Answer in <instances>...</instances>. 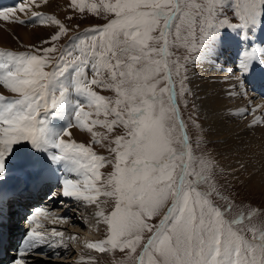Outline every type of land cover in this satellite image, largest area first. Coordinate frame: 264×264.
Masks as SVG:
<instances>
[{
    "label": "snow or ice",
    "instance_id": "snow-or-ice-1",
    "mask_svg": "<svg viewBox=\"0 0 264 264\" xmlns=\"http://www.w3.org/2000/svg\"><path fill=\"white\" fill-rule=\"evenodd\" d=\"M47 2L18 0L0 8L5 22L25 24L20 15H27L54 28L40 45L0 50V86L12 94L0 93V264H33L34 256L46 255L42 246H60L51 238L62 232L53 228L46 237L38 230L37 217L52 214L44 207L26 217L21 241L13 243L5 231L15 193L50 176L58 177V191L49 199L95 205L106 235L88 243L90 250L119 251L130 264H264V225L252 223L264 210L238 200L226 178L218 179L222 170L217 173L211 155L196 153L202 141L194 148L190 126L200 127L194 99L187 120L182 111L196 96L190 73L206 63H227L233 45L240 50L224 82L243 87L244 96L264 88V42L257 39L264 0H71L80 14L103 16L106 23L69 37L66 45L59 41L72 29L34 10ZM65 117L63 127L51 125L52 118ZM261 123L264 115L250 126ZM72 127L91 133L111 158L91 144L64 139ZM11 179L17 184L6 188ZM101 196L112 202L107 213Z\"/></svg>",
    "mask_w": 264,
    "mask_h": 264
},
{
    "label": "bare ground",
    "instance_id": "bare-ground-1",
    "mask_svg": "<svg viewBox=\"0 0 264 264\" xmlns=\"http://www.w3.org/2000/svg\"><path fill=\"white\" fill-rule=\"evenodd\" d=\"M16 4V0H0V7L3 8ZM50 9L51 11L53 10L52 8ZM20 33L23 38H28L27 31H21ZM261 35L263 36V32H260L257 38L261 37V41L264 42V37L262 38ZM2 37H5V35L0 34L1 39H3ZM239 50V45H233L227 63L221 59L220 62L215 65L212 63H206L202 66H197L190 74V81L194 93L196 94L195 97L198 113L202 117V123L207 130L206 133L209 137V141L217 142V145L214 148L218 153L216 156L218 158L217 160L226 162L228 168L234 166L235 168L238 167L241 171L248 172L253 178H256L260 184L263 183L264 185V123L250 126L254 118L261 117L259 114L264 115V107L252 112L250 116L247 115V118L244 117V122L240 121L242 116L234 115L243 109H248V114L255 109L252 97L256 98V106L264 105V88L258 87L256 92L249 91L248 95L244 96L242 95L243 87H237L235 89L231 88L230 85L234 83V81L230 78L227 83L224 82L225 78L229 77V71L226 69H229L232 66L233 61L239 54ZM3 90V87L0 86V92ZM230 91L233 93L231 96L228 95ZM5 94L9 93L6 92ZM233 108H235L233 111H229ZM67 119L68 117L63 119V125L67 123ZM58 122H60L59 118L51 119V125L55 128L61 127L62 124ZM57 123L58 125L60 124L59 127ZM69 131L71 136H65L64 139L66 140L71 137H73V139L75 137L78 138L79 135H82V130L78 127H72ZM83 133L88 136L90 134L87 131H83ZM231 169H233V167ZM72 178L75 177L73 176ZM57 179V176H50L48 179V181H52L50 182L52 190L49 193H47L45 189V184H48L46 183L47 181L42 182L37 189L31 188L28 191H23L21 186V188L15 193V198H21L22 196L33 193L31 196L33 203L29 204L27 201L23 203L30 212L21 216L23 219L22 221H25L26 217H28L35 208L44 207L49 213H51V211L54 213L49 216V221L46 222L47 227L59 229L66 226L68 229V234L66 235L63 245H61L60 240L62 237H52V242L55 245L60 246L47 247L45 249V244L40 251L44 252L46 255L44 257L34 256L33 263L37 264V262H39V264H42L40 261L42 258L48 263L51 262V264H73V262L74 264H94V259L99 258L104 253L90 250L86 245L90 242L103 239L101 238V232L99 231L98 233L97 230H101L105 225L103 223H97V217L95 216L97 209L95 205L85 206L80 202L69 200L68 198L57 197L56 199H49L51 193L58 191ZM14 180L15 179L9 180L5 187L13 188L16 185L13 183ZM105 200V197L101 196L99 198L101 208L103 209V203ZM59 203L60 205L65 206H62L63 209L59 208L58 212H55V206ZM77 205H80V210ZM69 206H72L73 208L69 209ZM66 209H68L67 214L65 213ZM60 216H67L70 219L62 221L58 219ZM37 219L38 221L42 220L41 216L37 217ZM73 222L77 225L82 223V228L84 227L91 231L94 229L95 232L87 233L88 231L85 232V230L75 229L71 226ZM39 223L45 226V222L39 221ZM91 225H93V227ZM44 226L39 228V230L46 235L47 229L49 228L45 230ZM27 227V225H21V229L17 235L12 237L13 243L19 242L23 239ZM47 236L51 237V233ZM73 240L77 241V245H72ZM66 242L68 243L65 244ZM59 252L64 255L56 258L57 253ZM81 257L84 259L82 260ZM77 258H79V260H77ZM96 261L98 264L99 262L97 259Z\"/></svg>",
    "mask_w": 264,
    "mask_h": 264
},
{
    "label": "rangeland",
    "instance_id": "rangeland-1",
    "mask_svg": "<svg viewBox=\"0 0 264 264\" xmlns=\"http://www.w3.org/2000/svg\"><path fill=\"white\" fill-rule=\"evenodd\" d=\"M16 2L18 3L17 0H16ZM85 2L86 3H92V2H97V0H85ZM0 8H3V7H0ZM50 8H52L53 10L51 11ZM34 10L40 11L45 15H54L58 19L63 21L69 28L72 29V31L69 32L68 36L63 37L59 41V45L68 44L69 37H77V36L82 37L84 35V33L86 32V30L91 29L93 27L102 26L104 23H106V18H104L103 16L97 17V16H94V15L88 13L87 11L84 14H80L77 10H75L72 7L71 0H48V3L41 4V7L39 9L37 8ZM68 17H72V19L69 20ZM20 19H24L27 22L25 24H20L19 22H5L3 20H0V34L5 35V37H2L3 39L0 38L1 39L0 40L1 41L0 42V44H1L0 50L25 51V50H27L28 46H30V45H33V44L40 45L42 40L48 39L50 37V35L54 32V28L51 26H41L39 24L38 19L34 22L33 20L29 19V17L27 15H23V16L20 15ZM77 25H79L78 28L76 27ZM21 31H27L28 38H25V37L23 38L22 34L20 33ZM262 32H263V36L262 35L261 36L263 38L264 37V31H262ZM258 36H259V33H258ZM257 39H258V42H262L261 37H259ZM2 45H4V46H2ZM182 52H183V50H181L177 54L180 55ZM226 70H228V68ZM89 76H91V73H89ZM189 86L192 88V90L194 92V89L191 85V81H190ZM96 90L101 95H104L107 97H114V93L111 92L110 90H107V89L101 90L99 88H97ZM2 92H0V93L4 94L6 96L12 95L10 92H8L5 89ZM6 92L9 94H5ZM193 99H194V102L196 104V97L190 98L189 108L188 109L182 108L185 120H187V118L190 114L191 101ZM252 100L254 103L253 105L256 108L257 107L256 106V98L252 97ZM242 101H243V99H242ZM196 106H197V104H196ZM234 109L235 108H233L229 111H233ZM252 112L253 111H250V113L247 115L250 116V114H252ZM247 115L242 116L240 121L244 122L245 118H247ZM259 115L262 116V114H259ZM59 121L60 122H58V123L62 124L61 127L64 126L63 125V119L61 120L59 118ZM197 122L200 125L199 128H196L194 126H190V134H191L192 140L194 142V144H193L194 148H195V143L197 141H202L201 148L196 149V153L199 154L201 151H204V152L211 155V157L217 162V165H218V167L216 169L217 173L218 174L221 173V170H222V176L218 175V179L224 180L226 178V181H227L228 185L230 186L229 191L232 192L233 194H235L236 192L239 193V196L237 197L238 200H243L245 202V205L251 206L252 209L264 210V185H263V183L260 184V182L256 178H253L252 175H250L248 172L241 171L238 167L235 168L234 166H230V168H228L226 166V162H223L221 160L218 161L217 160L218 158L216 157L218 155V153H217V151L214 150V148L217 145V142L216 141H209V137L207 136V133H206L207 130L202 123L203 122L202 117L200 116L199 113H198V121ZM58 123H57V125H58ZM60 124L58 125V127L60 126ZM94 130L97 132H100V133H103L105 131L104 129H101V128H96ZM83 131L84 130H82V135H79L78 138L75 137L73 139V137H71L70 139H67V140H74L77 143H83L85 145L91 144L93 150L97 154L102 155L106 158H111L110 153L108 152V150L105 146H102V144H100V143L93 144L91 133L88 136L87 134L83 133ZM117 134H123L122 129L118 130ZM103 144L106 145L107 141H104ZM232 167H233V169H231ZM110 170H111L110 168L101 169V171L105 172V173H107ZM13 183L17 184L16 180H14ZM103 204H104V211L106 213L111 210L112 202L110 200H108L106 203L104 202ZM62 206L64 207L65 205H60V203H59L57 206H55L56 207L54 209L55 212H58L59 208L63 209ZM77 206H79L78 209L80 210V205H77ZM72 208H73L72 206H69V209H72ZM237 212H238V210L234 209L231 215L236 216ZM51 213H52L51 215L54 214L52 211H51ZM51 215H46V216L43 215V216H41L42 220H39L41 222H45V226L43 224H41L42 227L44 226L45 230L47 228H49L46 226V222L49 221V216H51ZM160 218L161 217L154 218L152 220V223L153 224L158 223ZM252 223L257 224L258 226L264 225V216H257L255 218H253ZM82 225H83L82 223L77 225V224H74V222H73V224L71 226L75 229H80L83 231L85 230V232L88 231L87 233L95 232L94 229H92L93 231H91V230H88L84 227L82 228ZM245 225H248L247 221H245ZM91 226L93 227V225H91ZM240 227H243V226H240ZM52 229L53 228L47 229V234L45 235L46 237H48L47 235L49 233H51ZM55 230L61 231L63 233V237L60 238V240L64 242L66 239V235L68 234V229L66 228V226H63L62 228H59V229L57 228ZM101 230H97V231H98V233L100 231L101 232V238H104L106 235V226L102 227ZM248 237L251 238L250 233H248ZM67 243L68 242H66L65 244H67ZM74 243H76V244H74ZM72 245L73 246L77 245V241L73 240ZM63 255L64 254H61L59 252V253H57L56 258L60 257V256L62 257ZM98 256H100V255H98ZM46 258H48V257H46ZM96 259L99 262L98 264H130V262L125 258L124 254L120 253L119 251H117L115 253H104L103 255H101L99 258H96ZM96 259H94V264H97ZM77 260H79V258H77ZM40 261L42 264H51V262L48 263L45 260H43L42 258ZM33 264H35V263H33ZM73 264H74V262H73Z\"/></svg>",
    "mask_w": 264,
    "mask_h": 264
}]
</instances>
